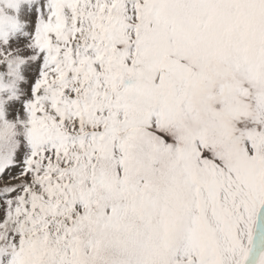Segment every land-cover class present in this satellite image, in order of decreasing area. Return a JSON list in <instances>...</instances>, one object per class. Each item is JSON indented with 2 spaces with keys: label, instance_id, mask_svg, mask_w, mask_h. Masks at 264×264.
Returning <instances> with one entry per match:
<instances>
[{
  "label": "snow or ice",
  "instance_id": "snow-or-ice-1",
  "mask_svg": "<svg viewBox=\"0 0 264 264\" xmlns=\"http://www.w3.org/2000/svg\"><path fill=\"white\" fill-rule=\"evenodd\" d=\"M0 264H264V0H0Z\"/></svg>",
  "mask_w": 264,
  "mask_h": 264
}]
</instances>
